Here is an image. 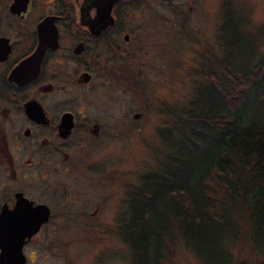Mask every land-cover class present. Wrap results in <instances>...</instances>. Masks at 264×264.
I'll list each match as a JSON object with an SVG mask.
<instances>
[{"label":"flooded vegetation","instance_id":"af4514ba","mask_svg":"<svg viewBox=\"0 0 264 264\" xmlns=\"http://www.w3.org/2000/svg\"><path fill=\"white\" fill-rule=\"evenodd\" d=\"M151 1L0 0V264H49L57 217H98L106 202L118 217L132 187L102 158L149 124L142 76L158 63L135 43L134 11ZM99 229L113 240L119 226Z\"/></svg>","mask_w":264,"mask_h":264},{"label":"trees","instance_id":"16d2710c","mask_svg":"<svg viewBox=\"0 0 264 264\" xmlns=\"http://www.w3.org/2000/svg\"><path fill=\"white\" fill-rule=\"evenodd\" d=\"M247 27H229L215 40L221 58L211 53L205 68H190L202 80L182 108L171 106L172 123L159 135L174 138L177 152L163 153L120 203L114 234L127 245L129 264H171L177 242L217 250L206 236L234 246L248 236L246 261L234 262L230 248L218 251L221 264L264 258V53L256 56ZM194 152L203 159L188 166Z\"/></svg>","mask_w":264,"mask_h":264},{"label":"rangeland","instance_id":"374dc122","mask_svg":"<svg viewBox=\"0 0 264 264\" xmlns=\"http://www.w3.org/2000/svg\"><path fill=\"white\" fill-rule=\"evenodd\" d=\"M171 4L175 5L152 0L150 10L142 7L134 11V15L142 18V21L135 24V43L148 51L150 64L158 63V68L156 70L150 65L146 67L149 71L142 76L146 79L145 87L150 92L147 105L149 109L146 112L148 126L145 129L141 127L140 132L132 137H120L115 157L102 158L104 162L102 172L118 175V182L124 188L128 185L136 187L141 175L150 172L159 164V158L163 153L177 152L174 147V138H167L165 142L164 139L159 138V135L172 123V118L168 116L175 112V109L171 106L178 107L177 110L182 108V104L190 97L189 92L199 86L201 78L193 76L190 68L197 70L202 69L201 67L205 68L208 60H211V53L217 59L221 58L222 52L215 42L219 36L227 35L228 28L233 25L246 24L247 30L252 32L253 40H255L256 56L259 58L264 53V0H173ZM190 5H193V9L187 12ZM179 10V17L185 18L183 24L164 22L165 17L170 18ZM140 56L143 60L147 58L146 55ZM138 104L141 103L137 99L135 105L137 111ZM169 111L172 113L169 114ZM192 155V159L187 160L188 166L197 162L196 160L203 159L196 152ZM86 163L88 166L90 161ZM84 180L82 177L78 182H81V188L87 187L89 190L87 185L84 186ZM124 188L121 187L119 191L121 199ZM120 203L123 205L121 201ZM109 208L110 205L106 202V210H103L100 216L81 218V220L75 217H57L55 226L58 228V233L55 236L58 240L60 239V242L54 245V254L49 264H129L130 254L127 253V245L116 238L111 240L110 232L107 233L109 239L100 234L99 228L102 225L111 226L114 218H117V216H111ZM122 217L124 215L119 210L118 219L121 220ZM67 226L71 229L76 227V231L73 229L68 238L63 233H59V230ZM89 229L90 231H87ZM246 235L247 233L244 232L243 238ZM246 238L244 240L240 238L237 246H234L236 244L231 245L232 243L226 237L217 236L213 239L206 236L202 239L204 242L218 244L217 250L210 247L211 253L198 250L197 245L200 244L198 242L189 243V250L185 249L182 243L177 242L174 255L169 262L171 264H221V261L224 263L222 255L230 248L233 249L231 259L234 262L246 261L247 256L251 254V248L247 246L249 238L248 236ZM217 239L220 242L215 241ZM219 250H221V256L217 254ZM196 251L203 253L197 254ZM248 262L264 264V258H251Z\"/></svg>","mask_w":264,"mask_h":264}]
</instances>
